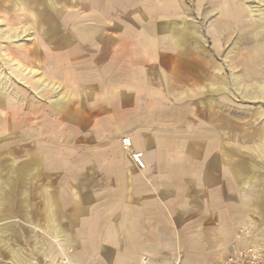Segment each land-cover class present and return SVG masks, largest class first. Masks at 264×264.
I'll return each mask as SVG.
<instances>
[{"label":"crops","instance_id":"1","mask_svg":"<svg viewBox=\"0 0 264 264\" xmlns=\"http://www.w3.org/2000/svg\"><path fill=\"white\" fill-rule=\"evenodd\" d=\"M91 3L0 0L2 29L35 35L19 47L24 65L50 68L51 75V68H73L69 75L77 79L64 86L62 98L59 87L44 84L54 93L48 105L38 96L36 108L0 106V129L7 115L37 117L36 148L15 150L12 169L0 155V261L223 264L249 245L240 233L253 221V202L264 209V177L243 161L233 163L217 133L184 136L172 129L181 122L176 114L189 110L183 107L188 96L195 99L186 89L198 72L189 71L169 32L120 25L115 9L95 23ZM88 65L94 71L115 67L116 74L107 84L92 78L96 74L83 80L78 75ZM8 127L15 130L11 122ZM123 137L131 138L132 148ZM8 140L0 136L4 154ZM137 151L144 169L132 160Z\"/></svg>","mask_w":264,"mask_h":264},{"label":"rangeland","instance_id":"2","mask_svg":"<svg viewBox=\"0 0 264 264\" xmlns=\"http://www.w3.org/2000/svg\"><path fill=\"white\" fill-rule=\"evenodd\" d=\"M91 5V21L95 23L103 21L101 14L115 9L120 25L169 32L176 48L187 56L189 71L198 72L195 76L198 81L187 84L186 89L191 96L195 95V99L188 96L183 107L187 106L189 110L176 114L181 122L177 121L172 129L180 128L179 133L184 136L198 133L206 137L214 133L215 137L217 133L221 149L226 148L227 154L231 153L233 163L238 165L243 161L253 172L264 177V0H92ZM2 24L0 20V75L4 77L3 81L0 80V92H3L0 94L1 109L36 108L38 96L48 105L54 93L46 90L44 84L59 87L61 98L64 97L67 93L64 86L72 87V82L77 80L73 72L69 75L73 68L64 67L61 71L51 68V75L50 68L44 70L24 65L25 56L19 47L35 41V35H10L5 32L8 28L2 29ZM176 53L173 45L169 52L171 59ZM76 54L83 55V52ZM163 58L164 55L161 61ZM90 67H83L78 76L88 80L89 76L96 74L92 78L99 77L107 84V77L116 74L115 67L97 71ZM153 68L156 74L157 69L162 71L159 67ZM151 79L157 81L159 77L153 75ZM35 82H38L37 88L33 85ZM4 92L8 97L2 98ZM43 93L47 95L46 100L41 97ZM223 116L229 119L227 125ZM5 118V128L0 129V136H9L11 145L5 154L4 148L0 147V155H7L6 165L12 169L14 157L11 155L15 150H20L21 146L26 150L36 148L31 141L37 137V117L23 120L21 115L13 114ZM173 120L176 121L174 115ZM10 122L15 128L13 131L9 130ZM17 139L23 142L19 143ZM254 197L252 195V201ZM256 208L253 202V221L240 233L249 245L238 250L251 251L257 256L258 264H264V209ZM115 261V258H108L107 264H116ZM130 262L120 259V264ZM0 264L4 263L0 261Z\"/></svg>","mask_w":264,"mask_h":264},{"label":"built area","instance_id":"3","mask_svg":"<svg viewBox=\"0 0 264 264\" xmlns=\"http://www.w3.org/2000/svg\"><path fill=\"white\" fill-rule=\"evenodd\" d=\"M122 143L127 148H132V140L130 137H123ZM132 160L139 169L146 167L143 152H134ZM223 264H258L257 256L251 251L242 252L239 250L233 251L224 261Z\"/></svg>","mask_w":264,"mask_h":264}]
</instances>
